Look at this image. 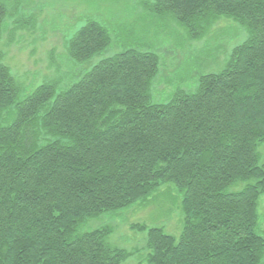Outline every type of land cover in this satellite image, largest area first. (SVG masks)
<instances>
[{
    "label": "trees",
    "instance_id": "1",
    "mask_svg": "<svg viewBox=\"0 0 264 264\" xmlns=\"http://www.w3.org/2000/svg\"><path fill=\"white\" fill-rule=\"evenodd\" d=\"M22 2L0 0V264H123L135 253L110 243L114 227L83 229L165 186L177 192L169 188L182 231L130 225L147 234V264H264V0L143 1L192 41L221 19L247 35L223 69L162 104L152 95L161 57L134 48L64 87L24 95L2 49L7 33L9 47L36 22L11 29ZM112 45L109 30L87 19L65 41L66 57L82 66Z\"/></svg>",
    "mask_w": 264,
    "mask_h": 264
},
{
    "label": "rangeland",
    "instance_id": "2",
    "mask_svg": "<svg viewBox=\"0 0 264 264\" xmlns=\"http://www.w3.org/2000/svg\"><path fill=\"white\" fill-rule=\"evenodd\" d=\"M13 2L15 0H12ZM18 1V0H17ZM21 1V0H20ZM20 12L9 20L11 29L36 18L33 26L19 30L11 46L3 41L5 64L24 85V95L45 83L66 86L75 75L89 71L103 59L128 48L154 51L161 57V73L152 89L153 103H167L179 90L193 91L202 74L218 73L226 65L232 50L246 40V33L233 20L221 19L201 40L192 41L183 28L171 19L153 17L142 6L144 0H22ZM11 7L14 4H10ZM100 22L110 32L113 45L82 66L66 57L65 41L86 24ZM239 186H244L240 184ZM160 189L150 203L91 220L85 231L103 226L115 228L110 243L135 253L123 264H147V234L130 225L160 227L166 234L179 237L183 218L175 190ZM232 191V189H231ZM264 197L259 201V233L264 237Z\"/></svg>",
    "mask_w": 264,
    "mask_h": 264
}]
</instances>
